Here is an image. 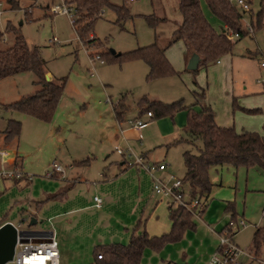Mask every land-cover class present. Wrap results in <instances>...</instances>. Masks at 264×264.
Here are the masks:
<instances>
[{
	"label": "rangeland",
	"instance_id": "rangeland-1",
	"mask_svg": "<svg viewBox=\"0 0 264 264\" xmlns=\"http://www.w3.org/2000/svg\"><path fill=\"white\" fill-rule=\"evenodd\" d=\"M17 1L19 7L11 9L6 0H0V31L5 30L8 22L20 28L28 45L38 47L42 59L46 62V71L54 78L64 77L66 83L49 122L10 107L0 106V131L5 129L10 117H15L14 119L21 123L18 144L12 142L6 147L0 141V151H7L10 157L17 151L22 160L23 170L16 166L4 167L6 162L0 164V169L15 168L25 175L24 178L28 176L31 180H38L41 187L40 182L53 181L46 175L53 161L65 170L70 158L81 160L90 157L91 170L87 178L89 184H92V181L99 179L97 176L99 171L107 173L101 161L105 153L110 155L111 160L119 158L116 149L122 146L111 142L105 121L112 120L115 124L111 106L121 97H124L128 112L135 115L134 111L137 106L139 107V100L143 96L165 103L182 100L185 106H192L194 111H198L199 104L195 103V92L200 95L204 92L203 97L198 95L201 103L211 107L221 124L228 122L227 125H233L237 131H256L264 135V67L260 66V62L264 61V18L260 27H252V32H248L251 24L250 15L255 16L258 13L261 0H247L250 10L246 12L231 0L242 13L241 29L248 32L241 38L232 36L234 44L231 55L221 56L218 59L220 62L213 60L202 64L193 72L186 68L183 42L176 41L165 50V56L178 73L150 80L146 79L148 66L144 61L120 58L101 64L100 61L93 60L94 68L90 56L108 49L124 53L152 43L164 46L171 39L172 32L180 21L177 0L134 2L111 0L114 5H125L129 15L117 22V14L112 9H104L103 14L94 22L92 32L84 40L79 39L66 14L61 12L53 14L50 11V0ZM201 3L207 20L217 31H222L221 21L211 13L204 0H201ZM151 13L164 17V22L155 27L151 26L146 18ZM53 37L55 41L51 42ZM12 41V33H5L0 38V48L11 45ZM137 64L142 67L141 70L135 67ZM34 80V73L26 71L1 81L0 103H8L32 94L36 90ZM240 107L257 111H247ZM180 113H183L185 119V109H181ZM128 119L135 118L131 116ZM174 121L175 124L178 122V113ZM125 127L129 125L122 123L121 128ZM160 129L163 132L165 126ZM137 138L139 139L135 138L132 144L134 148L131 147L136 153L150 149L151 162L161 160L167 165V174L177 178L184 176L185 165L182 157L186 148L184 143H173L166 148L154 123L146 127ZM110 143L112 144L109 145ZM101 147L106 150L104 154L99 152ZM8 157L4 158L5 161ZM1 158L0 156V160ZM87 166L83 165L85 168ZM209 178L213 186L207 208L212 212L203 218L204 222L210 227H215L217 223H220L219 228L225 226L232 219L231 213L228 211L224 213L230 203L235 208V219L242 218L248 224L238 230L234 227L233 231H237L232 235V239L241 249L252 251L255 227L264 225L262 168L231 165L211 167ZM21 190V193L27 192ZM8 192L0 196V213H4L10 204L12 205L14 192L9 190ZM17 195L19 197V194ZM214 200L219 202V207L215 204L210 206ZM42 211L36 210L34 205L28 208L24 215L27 220L19 222V229H42L47 226V216H42ZM13 213L14 210L9 216ZM31 218L36 219V223L29 226ZM219 228L216 229L217 232ZM202 233L196 235L192 245L186 244L187 249L194 253L188 254L189 258L196 256L197 259L198 257L202 259L211 253L209 252L211 248L216 247L214 252L218 249V236L209 229H203ZM168 250L170 253L176 252L175 247H169ZM180 250L179 246L178 251ZM73 251L71 249V252ZM146 252H152L157 257L159 253ZM147 254L144 257L148 260L150 258ZM256 255L264 258V249ZM183 260L185 261V258ZM242 260L245 264L248 262L245 258ZM250 264L261 263L253 261Z\"/></svg>",
	"mask_w": 264,
	"mask_h": 264
},
{
	"label": "trees",
	"instance_id": "trees-1",
	"mask_svg": "<svg viewBox=\"0 0 264 264\" xmlns=\"http://www.w3.org/2000/svg\"><path fill=\"white\" fill-rule=\"evenodd\" d=\"M6 2L11 9L19 7L17 0H6ZM204 2L211 13L221 21L222 31H217L207 20L202 11L201 0H177L180 21L176 24L171 39L164 46L160 47L157 43H152L119 55L111 53L110 49L97 54L104 61H114L120 58L144 61L148 66L147 80L178 73L165 56V50L176 41L183 42L186 59L190 58L193 53L198 54L200 58L198 68L202 64L218 60L223 55H231L234 44L231 35L238 34L241 38L248 34L241 29L242 13L232 4L231 0H204ZM260 7L255 16L250 15L252 27L258 28L263 23L264 0L260 1ZM106 8L112 9L117 14V22L129 15V10L125 5H114L111 0H75V18L72 27L80 40H84L92 32L94 22ZM146 18L153 27L165 20L164 17L157 16L155 13L147 15ZM5 33H12L13 41L11 45L0 48V80L29 71L34 73L33 83L38 86V89L11 103L0 105L49 122L63 94L66 80L64 77L46 79V62L42 59L37 46L28 45L20 28L8 22L5 30L0 31V38ZM198 68L193 72H196ZM195 94V103L199 104L198 111H194L192 106H185L182 100L165 103L143 96L139 100V114L151 111L152 118L157 119L164 116L173 118L174 114L181 109L187 111L186 124L183 128L184 136L177 140L186 145L182 153L185 165L182 181L190 186L191 197L206 198L213 186L209 178L211 167L259 166L264 172V135L256 131H237L233 125L218 124L211 107L201 103L199 96L203 97L204 92L201 95L197 92ZM126 109L124 97H121L119 102L113 106L117 119H123ZM244 110L257 111V109ZM20 129L19 120L9 119L3 131L5 140L10 141L18 137ZM168 210L172 221L168 233L149 237L142 232L133 235L127 244L104 245L96 250L95 264H140L143 250L146 247L157 250L166 242L178 240L183 231L193 226L192 216L182 207L169 205ZM231 218L237 221L234 215ZM227 224L220 232L224 230L236 232L231 230ZM252 244L255 254L264 249V225L255 228Z\"/></svg>",
	"mask_w": 264,
	"mask_h": 264
},
{
	"label": "crops",
	"instance_id": "crops-1",
	"mask_svg": "<svg viewBox=\"0 0 264 264\" xmlns=\"http://www.w3.org/2000/svg\"><path fill=\"white\" fill-rule=\"evenodd\" d=\"M51 42H53V40ZM188 59L185 58V65ZM217 62L220 61L217 60ZM92 67L95 68L94 64H92ZM135 67L139 70L142 69L139 64ZM45 76L47 80L53 78L48 71ZM10 77L1 79L0 82ZM37 89L38 86L36 85V90ZM11 102L13 101L8 103ZM113 106H111V111L115 124L112 120L105 121L107 125L106 129L111 135V142H115L116 145L121 144L122 148H134L132 144L135 138L138 140L139 138H137V136L141 134L146 127L153 125V123L158 130L160 140L163 141V144L165 143L166 148L173 143H179L177 140L184 136L183 128L186 124V110L185 119L183 113L179 114L181 110L177 111L173 118L164 116L157 119H149L145 114H139V107L137 106L134 111L135 115H131L130 112H128L129 109H126L123 119L119 120L114 113ZM177 113L178 122L175 124L174 117ZM131 116L132 118L143 119L148 123L140 128V130L130 127L121 128L124 120ZM14 118L15 117H10L9 119ZM215 119L218 124L223 125L218 121L216 113ZM152 120L154 121L153 123L151 122ZM227 124L228 122L224 125ZM163 125L165 126V130L162 132L160 128ZM3 131L4 129L0 131V141L3 142L6 147L10 146L12 142L13 144L14 142L18 144V137L10 141L5 140ZM147 134L149 136V133ZM105 151L104 147H101L99 150L101 154H104ZM16 152L17 151H15V155L11 157L8 153L5 156H9L6 161L4 159L5 157H2L0 164L3 165V163L6 162V166L4 167L16 166L23 170L22 160ZM136 154L142 155L146 161L151 162L150 149L137 151ZM118 155L119 158L117 160H111L110 155L105 153L101 161L107 173L99 171L97 173L99 179L92 181V184H89V179L87 178L91 170L90 157L81 160L70 158L71 160L66 167L67 170L63 169V172L56 173L51 177L53 179L51 182H40L42 184L41 187L38 185V180L27 178H0V196H4V193L8 192V190L14 192L15 196L12 205L10 204L9 208L4 213H0V226L5 222H11L18 226L19 222L26 221L27 219H25L24 215L32 205H34L36 210H43L42 216H47L48 221V225L42 228L45 230L43 235H53L55 237L58 243L59 264H95L96 250L104 245L112 243L127 244L133 235L142 232L146 233L149 237L161 236L162 234L168 233L172 225V221L169 217V204L165 199L153 193L152 178L148 173L135 165H129L128 162L130 158L128 156ZM92 158L95 159L94 156ZM155 162L163 161L160 160ZM83 165L88 166L85 168ZM166 169L164 171H158L157 174L161 176L169 175L166 173ZM21 189L27 192L21 193ZM211 191L206 197V205L200 220L192 217L193 226L183 231L178 240L166 242L157 250L146 247L143 250L140 264L206 263L209 255L214 252L216 247L214 249L211 248L209 251L211 253L203 256L202 259H200V257L197 259L196 256L189 258L188 254H191L192 251L187 249L186 244L192 245L196 235L200 233L203 234V229H209L211 233L218 235L224 228V226L219 228L220 223H217L215 227H210L204 222L205 220H203V218L207 217V215L212 212V210L207 208L210 202L209 197ZM17 194H19V197H17ZM94 196H98L101 199L100 207H96L93 199ZM218 203L219 202L214 200L210 203V206L215 204L216 207H219ZM12 210H14L15 213L9 216ZM227 211L231 213V216H236L235 208L230 203L226 206L224 213ZM29 216H31V214ZM217 228H219L218 232L216 231ZM184 234L186 236H184ZM179 246L181 249L180 251H178ZM169 247H175L176 252L170 253L168 250ZM71 249L74 251L71 252ZM146 251H158V257L154 256L152 252ZM253 251L254 250L250 252ZM146 253H148V258H150L148 260L144 257ZM193 254L194 253H192V255ZM184 258L185 261L183 260ZM246 264H250V261Z\"/></svg>",
	"mask_w": 264,
	"mask_h": 264
},
{
	"label": "built area",
	"instance_id": "built-area-1",
	"mask_svg": "<svg viewBox=\"0 0 264 264\" xmlns=\"http://www.w3.org/2000/svg\"><path fill=\"white\" fill-rule=\"evenodd\" d=\"M50 11L55 13L66 14L73 24L75 18V0H50ZM128 2H134L136 0H127ZM236 5L243 11H249L250 6L247 0H234ZM253 28L249 25V31L252 32ZM231 34V33H230ZM231 36L238 37V34ZM55 41V37L52 38ZM91 65L93 60H98L101 63L104 62L98 54L90 56ZM260 66L264 67V61L260 62ZM145 115L151 119V111H147ZM124 123L129 125L130 128L140 130L148 122L135 118L125 119ZM120 155L128 156L130 158L128 164L135 165L148 173L152 178V190L153 193L162 199H165L170 206L182 207L187 210L191 216L200 220L203 210L206 205L207 198L205 197H191L190 186L182 181V178H177L173 175L161 176L158 175V171H164L166 164L164 162H149L146 161L142 155L136 154L130 147L116 149ZM8 153L5 150L0 151V156L5 157ZM63 172V167L52 162L51 169L47 172L48 177L54 176L56 173ZM0 177L9 179H22L25 177L17 169H0ZM27 179H30L27 177ZM96 207H100L101 199L98 196H94ZM231 230L235 227L237 230L240 227L245 228V220L240 218L237 221L230 220L227 224ZM16 226V225H15ZM17 231L19 227L16 226ZM235 230V231H237ZM235 232H229L227 230L218 234L219 247L218 249L209 255L205 264H245L243 258L250 262H258L264 264V258L257 257L254 252H249L241 249L232 239V234ZM100 257V255H98ZM13 264H59V251L58 243L53 235H42L38 237H28L27 242H20L17 237L14 255L12 259Z\"/></svg>",
	"mask_w": 264,
	"mask_h": 264
},
{
	"label": "water",
	"instance_id": "water-1",
	"mask_svg": "<svg viewBox=\"0 0 264 264\" xmlns=\"http://www.w3.org/2000/svg\"><path fill=\"white\" fill-rule=\"evenodd\" d=\"M111 53L119 55L120 52H116L110 49ZM200 58L198 54L193 53L187 61L186 68L188 70H196L198 68ZM36 223V219L31 218L29 226ZM45 233L43 229H19L17 231L16 226L11 222H5L0 226V264H6L11 262L14 255V249L19 237L20 242H27L28 237H38Z\"/></svg>",
	"mask_w": 264,
	"mask_h": 264
}]
</instances>
